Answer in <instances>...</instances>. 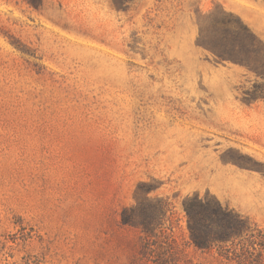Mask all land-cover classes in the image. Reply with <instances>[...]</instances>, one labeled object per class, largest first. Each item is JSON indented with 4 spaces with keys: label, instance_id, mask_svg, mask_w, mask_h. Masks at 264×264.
Masks as SVG:
<instances>
[{
    "label": "rangeland",
    "instance_id": "1",
    "mask_svg": "<svg viewBox=\"0 0 264 264\" xmlns=\"http://www.w3.org/2000/svg\"><path fill=\"white\" fill-rule=\"evenodd\" d=\"M193 194L254 237L195 248ZM156 263L264 264V0H0V264Z\"/></svg>",
    "mask_w": 264,
    "mask_h": 264
},
{
    "label": "trees",
    "instance_id": "2",
    "mask_svg": "<svg viewBox=\"0 0 264 264\" xmlns=\"http://www.w3.org/2000/svg\"><path fill=\"white\" fill-rule=\"evenodd\" d=\"M239 24L242 28H238V31L244 36L247 35L250 47L258 46L261 43L258 38L238 20L237 25ZM166 206L167 204L163 201H156L154 205H142L139 209L136 207L141 217L140 222L137 223L128 215V212L134 209H124L121 213V223L124 226L138 225L140 227L145 238L142 248L143 256L149 252V239L153 234L155 223H161L165 218ZM182 210L186 217L191 243L201 251L218 247L225 255L229 253L228 249H224L228 244L234 245V242L243 236L248 239L254 237L248 219L234 209L222 205L214 197L208 195L200 197L199 194L188 196L182 202ZM259 245L263 247V241H260Z\"/></svg>",
    "mask_w": 264,
    "mask_h": 264
}]
</instances>
